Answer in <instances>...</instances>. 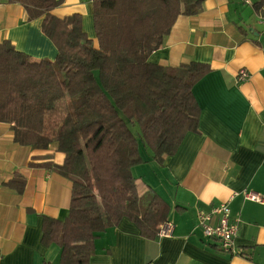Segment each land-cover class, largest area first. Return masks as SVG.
<instances>
[{"label": "crops", "instance_id": "1", "mask_svg": "<svg viewBox=\"0 0 264 264\" xmlns=\"http://www.w3.org/2000/svg\"><path fill=\"white\" fill-rule=\"evenodd\" d=\"M257 0H204L202 10L175 19L149 61L174 67L191 61L208 66L192 86L199 107L197 131H188L163 162L140 151L131 168L146 199L156 193L168 214L171 235L146 238L127 217L94 241L86 264H264V3ZM57 17L77 13L96 45L92 0H60ZM34 60H52L56 48L41 30V18L28 19L23 5L0 2V43ZM240 68L248 71L237 80ZM57 143L44 149L13 140L11 124L0 121V264H57L59 247L43 245L42 216L63 218L71 182L43 164H61ZM24 177L18 193L5 183ZM248 192L260 200L246 197ZM227 201L237 224L234 249H219L197 224V212Z\"/></svg>", "mask_w": 264, "mask_h": 264}, {"label": "trees", "instance_id": "2", "mask_svg": "<svg viewBox=\"0 0 264 264\" xmlns=\"http://www.w3.org/2000/svg\"><path fill=\"white\" fill-rule=\"evenodd\" d=\"M3 1L23 5L28 19L41 18L56 48L52 60H34L0 43V121L11 124L20 145L56 142L63 162L43 165L71 182L67 214L42 216L41 242L59 247L57 264H86L96 237L123 217L144 237L158 236L168 205L150 192L141 206L131 168L143 161L140 144L162 163L186 132L197 131L192 86L208 66L167 67L148 57L177 16L199 13L204 0H92L96 45L79 14H53L60 0ZM5 184L20 193L25 180L17 173Z\"/></svg>", "mask_w": 264, "mask_h": 264}, {"label": "built area", "instance_id": "3", "mask_svg": "<svg viewBox=\"0 0 264 264\" xmlns=\"http://www.w3.org/2000/svg\"><path fill=\"white\" fill-rule=\"evenodd\" d=\"M248 71L240 68L237 72V80L242 81L248 77ZM246 197L252 200H260V197L252 192H248ZM229 206L227 201L212 206L208 211L197 212V224L200 226L202 233L218 242L220 250L232 252L234 249V238L237 233V224L229 219ZM158 236L171 235L173 224L170 221H164L157 226Z\"/></svg>", "mask_w": 264, "mask_h": 264}, {"label": "rangeland", "instance_id": "4", "mask_svg": "<svg viewBox=\"0 0 264 264\" xmlns=\"http://www.w3.org/2000/svg\"><path fill=\"white\" fill-rule=\"evenodd\" d=\"M132 131L135 134V136H138V128H137V125H135V126L132 127ZM143 148L144 147L140 144L139 145V150L142 151V150H144ZM145 205L146 204L144 202V197H143V198H141V206H145Z\"/></svg>", "mask_w": 264, "mask_h": 264}]
</instances>
